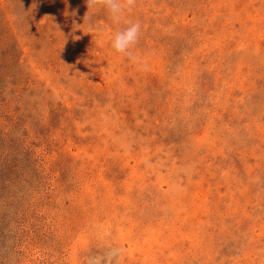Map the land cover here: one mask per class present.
I'll return each mask as SVG.
<instances>
[{
    "label": "rangeland",
    "instance_id": "rangeland-1",
    "mask_svg": "<svg viewBox=\"0 0 264 264\" xmlns=\"http://www.w3.org/2000/svg\"><path fill=\"white\" fill-rule=\"evenodd\" d=\"M87 11L0 0V264H264V0Z\"/></svg>",
    "mask_w": 264,
    "mask_h": 264
},
{
    "label": "clouds",
    "instance_id": "clouds-1",
    "mask_svg": "<svg viewBox=\"0 0 264 264\" xmlns=\"http://www.w3.org/2000/svg\"><path fill=\"white\" fill-rule=\"evenodd\" d=\"M86 4V15L90 24L93 23L94 15L89 13L100 8L107 13L111 22L118 26L110 39L114 52L127 57L140 70H148L146 62L133 51L140 39L142 25L139 21L127 19L136 6V0H86ZM183 171L187 172V169ZM123 255L124 250L118 244L102 242L84 252V264H119Z\"/></svg>",
    "mask_w": 264,
    "mask_h": 264
}]
</instances>
